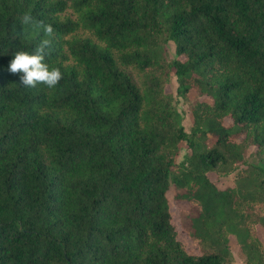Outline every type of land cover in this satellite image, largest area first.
Returning <instances> with one entry per match:
<instances>
[{
	"label": "trees",
	"instance_id": "16d2710c",
	"mask_svg": "<svg viewBox=\"0 0 264 264\" xmlns=\"http://www.w3.org/2000/svg\"><path fill=\"white\" fill-rule=\"evenodd\" d=\"M45 38L63 79L24 87L10 61ZM259 225L264 0H0V264H238L232 237L264 264Z\"/></svg>",
	"mask_w": 264,
	"mask_h": 264
},
{
	"label": "clouds",
	"instance_id": "9594fccd",
	"mask_svg": "<svg viewBox=\"0 0 264 264\" xmlns=\"http://www.w3.org/2000/svg\"><path fill=\"white\" fill-rule=\"evenodd\" d=\"M21 24L30 26L34 30H41L45 37L51 38L55 35L52 24L35 20L30 12L24 14ZM49 38L42 39L32 51H16L10 61L8 71L12 74H21L20 83L24 87L35 88L38 84H43L53 89L63 79L61 68L46 62L52 45V40Z\"/></svg>",
	"mask_w": 264,
	"mask_h": 264
},
{
	"label": "rangeland",
	"instance_id": "374dc122",
	"mask_svg": "<svg viewBox=\"0 0 264 264\" xmlns=\"http://www.w3.org/2000/svg\"><path fill=\"white\" fill-rule=\"evenodd\" d=\"M176 86H177L176 78L172 76L169 79L168 83L166 84V91L176 94ZM192 95H194V93H192ZM177 106L182 115L183 124L186 127V129L189 130L191 123H192V119L190 115V107L186 102H184L182 98H179L177 102ZM224 121L226 124H229L231 122V119L227 117L225 118ZM252 150H254L253 147L249 149V152H251ZM182 155H183V152L180 153L179 159L182 158ZM210 177L212 179H216L217 175L215 173H210ZM235 185H236V174L235 173H231L224 178L218 179V186L220 188H225L227 186H235ZM168 195L171 199L173 219L179 231V236L186 242L187 248L189 251L194 252V253L200 252L201 247L199 246V244H197L187 232L183 231L181 227V223H180L181 213H182V209L186 205L183 202H180L174 198V188L170 189ZM258 231H259V235L264 239V228L259 225ZM230 246L233 252L232 261L234 263L243 264L244 262H243L242 255L240 253V248L234 241L233 237L231 238Z\"/></svg>",
	"mask_w": 264,
	"mask_h": 264
}]
</instances>
